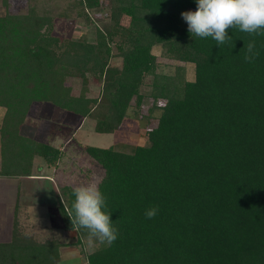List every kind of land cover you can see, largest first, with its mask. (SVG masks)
Masks as SVG:
<instances>
[{
  "label": "trees",
  "instance_id": "obj_1",
  "mask_svg": "<svg viewBox=\"0 0 264 264\" xmlns=\"http://www.w3.org/2000/svg\"><path fill=\"white\" fill-rule=\"evenodd\" d=\"M51 1L28 0L25 12L10 13L2 0L0 177L32 176L36 157L48 167L62 159L58 149L21 135L32 104H51L91 120L96 134H114L147 99L150 114L160 113L144 146L85 148L103 169L98 186L118 230L111 246L97 242L84 255L86 263L264 264V35L255 36L259 56L248 63L247 33L230 29L231 42L220 46L189 34L180 13L195 11V0H65L57 16L46 4L36 11ZM104 12L89 20L107 24L95 26L93 42L55 34L56 20ZM154 48L192 64L193 81L184 66L158 72ZM69 79L95 81L99 96L89 97L86 87L74 94ZM17 144L24 150L18 171ZM72 189L57 193L58 215L82 248L87 232L67 216ZM149 205L159 208L153 219L144 215ZM19 209L16 203L11 240L0 243V264H60L62 245L22 233Z\"/></svg>",
  "mask_w": 264,
  "mask_h": 264
},
{
  "label": "rangeland",
  "instance_id": "obj_2",
  "mask_svg": "<svg viewBox=\"0 0 264 264\" xmlns=\"http://www.w3.org/2000/svg\"><path fill=\"white\" fill-rule=\"evenodd\" d=\"M66 1L39 2L36 5V11L42 13L43 9L48 6L51 16H57L64 9ZM29 3L28 0H8L7 10L10 13L25 12ZM5 11L6 8L0 0V15L4 14ZM106 14V12L103 14L90 13V18L82 14V16L77 15L76 18H70L67 21L56 20L55 34L73 39H79L83 36L85 38L86 36L88 41L93 42L95 41V26L104 27L107 24L99 21L95 24L92 22L95 19L100 20ZM89 20H92V22ZM185 24L187 25L186 22ZM153 54L157 58L158 72L173 74L176 65L184 66L186 79L193 81L194 66L192 64H181L164 59L160 56L159 48H154ZM115 65H119V63L115 62ZM67 84L71 85L74 94H78L82 87H86L89 97L96 98L99 96V84L95 81H90L84 86L77 79H69ZM145 90L147 91L149 88H145ZM150 106V101L144 99L139 113L134 114L130 110L128 118L124 120L116 133L96 134L93 132V122L89 119L80 118L48 103L32 104L20 129L21 135L58 149L62 154V159L55 167H48L44 160L39 157L34 159L31 168V173L34 176L29 181L22 180V184L19 186V190L21 189L19 197L21 196V199L18 200H22L20 201L22 208L19 206L20 209L16 219L22 233L33 237L36 241L43 243L47 240H55L62 245L60 264H87L84 255L93 252L98 246L96 244L94 247L89 248L85 239L82 241L83 249L75 244L77 233L66 230L58 215L57 193L60 194V188L63 186L74 188L81 183L94 182L98 184L100 182L104 174L103 169L86 155L85 148L88 146L108 148L111 145H119L125 146L127 150L135 146H144L147 143V132L154 127L160 113L156 110L150 114ZM4 114L5 109L0 107V124ZM17 147L19 148L18 144ZM9 153L11 155V152ZM22 153H24L22 148L14 150V153L12 152L13 163L17 165H12L13 170L18 171V168H23L20 157ZM34 166L37 167L36 170H34ZM5 169L8 170V168ZM32 205L38 207L32 209ZM10 210L12 211V209ZM14 220L15 216L10 213L9 224H11V228H13ZM11 235L12 230L11 234H0V243L9 242Z\"/></svg>",
  "mask_w": 264,
  "mask_h": 264
},
{
  "label": "clouds",
  "instance_id": "obj_3",
  "mask_svg": "<svg viewBox=\"0 0 264 264\" xmlns=\"http://www.w3.org/2000/svg\"><path fill=\"white\" fill-rule=\"evenodd\" d=\"M195 11H183L182 19L187 23L191 36L209 38L216 45L231 42L230 29H237L252 36L246 45L245 62L251 63L259 56L255 36L264 35V0H195ZM74 200L67 216L72 227L85 229L89 248L97 242L111 246L118 237V230L106 211V198L97 183H81L72 189ZM157 205H149L145 217L153 219L158 214Z\"/></svg>",
  "mask_w": 264,
  "mask_h": 264
},
{
  "label": "crops",
  "instance_id": "obj_4",
  "mask_svg": "<svg viewBox=\"0 0 264 264\" xmlns=\"http://www.w3.org/2000/svg\"><path fill=\"white\" fill-rule=\"evenodd\" d=\"M36 169L37 167L35 168L34 166V170ZM31 175L34 176L32 173ZM32 176L27 177V178H21V179H8V178L0 177V234H11L12 226L11 224H9L10 223V213L13 214L14 216V210H15L16 203H18L19 206L22 208V205L20 204V201L22 200L20 201L18 200V199H21V196L19 197L20 195L19 193L21 190V189L19 190L20 188L19 186L22 184L21 183L22 180H24L25 182L26 180L29 181V179L32 178ZM37 207L38 206L33 207L32 205V209L37 208ZM10 209H12V211Z\"/></svg>",
  "mask_w": 264,
  "mask_h": 264
}]
</instances>
